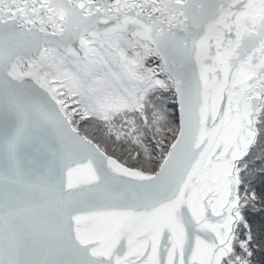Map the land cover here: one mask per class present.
Segmentation results:
<instances>
[{"label":"snow or ice","instance_id":"1","mask_svg":"<svg viewBox=\"0 0 264 264\" xmlns=\"http://www.w3.org/2000/svg\"><path fill=\"white\" fill-rule=\"evenodd\" d=\"M0 264H264V0H0Z\"/></svg>","mask_w":264,"mask_h":264},{"label":"trees","instance_id":"2","mask_svg":"<svg viewBox=\"0 0 264 264\" xmlns=\"http://www.w3.org/2000/svg\"><path fill=\"white\" fill-rule=\"evenodd\" d=\"M260 167H261V165L259 163H257V165H256V171L257 172L259 171ZM255 179H256V186L259 187L261 178L259 176H257V177H255ZM260 260H261V256L259 254H257L256 261L259 262Z\"/></svg>","mask_w":264,"mask_h":264}]
</instances>
